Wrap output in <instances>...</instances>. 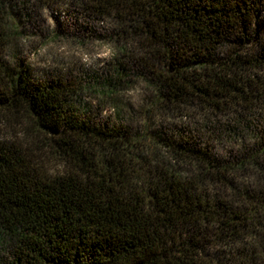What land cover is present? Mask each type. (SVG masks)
<instances>
[{
  "label": "trees",
  "instance_id": "1",
  "mask_svg": "<svg viewBox=\"0 0 264 264\" xmlns=\"http://www.w3.org/2000/svg\"><path fill=\"white\" fill-rule=\"evenodd\" d=\"M36 3L109 24L154 127L8 60ZM0 117V264H264V0H0Z\"/></svg>",
  "mask_w": 264,
  "mask_h": 264
},
{
  "label": "rangeland",
  "instance_id": "2",
  "mask_svg": "<svg viewBox=\"0 0 264 264\" xmlns=\"http://www.w3.org/2000/svg\"><path fill=\"white\" fill-rule=\"evenodd\" d=\"M19 11L7 46L10 62L23 59L37 80L62 78L73 84L103 119L117 122L126 118L141 128L148 124L154 127L153 119H148L151 91L144 81L116 78L117 65H127L118 55L108 23L96 21L90 27L85 16L66 4L36 3ZM25 123L29 126L32 122L26 119ZM23 136L22 128L0 117V140ZM243 145L239 143L237 148Z\"/></svg>",
  "mask_w": 264,
  "mask_h": 264
}]
</instances>
